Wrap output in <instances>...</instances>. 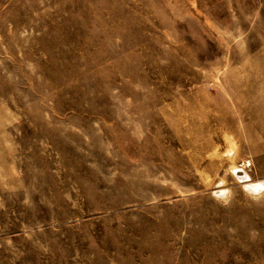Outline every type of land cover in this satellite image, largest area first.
Wrapping results in <instances>:
<instances>
[{
  "label": "rangeland",
  "instance_id": "1",
  "mask_svg": "<svg viewBox=\"0 0 264 264\" xmlns=\"http://www.w3.org/2000/svg\"><path fill=\"white\" fill-rule=\"evenodd\" d=\"M0 264H264V0H0Z\"/></svg>",
  "mask_w": 264,
  "mask_h": 264
},
{
  "label": "bare ground",
  "instance_id": "2",
  "mask_svg": "<svg viewBox=\"0 0 264 264\" xmlns=\"http://www.w3.org/2000/svg\"><path fill=\"white\" fill-rule=\"evenodd\" d=\"M239 176H241V174H239ZM240 178H243V177H240ZM248 185H249V184H248ZM254 185H255V184H254ZM250 187H252V186L249 185V188H250ZM251 189H252V188H251ZM254 189H255V188H254Z\"/></svg>",
  "mask_w": 264,
  "mask_h": 264
}]
</instances>
